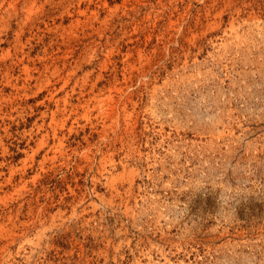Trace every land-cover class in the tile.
<instances>
[{"label":"rangeland","instance_id":"obj_1","mask_svg":"<svg viewBox=\"0 0 264 264\" xmlns=\"http://www.w3.org/2000/svg\"><path fill=\"white\" fill-rule=\"evenodd\" d=\"M0 264H264V0H0Z\"/></svg>","mask_w":264,"mask_h":264}]
</instances>
